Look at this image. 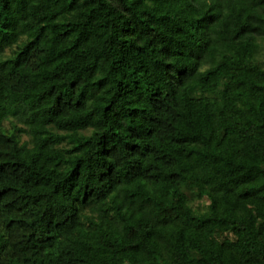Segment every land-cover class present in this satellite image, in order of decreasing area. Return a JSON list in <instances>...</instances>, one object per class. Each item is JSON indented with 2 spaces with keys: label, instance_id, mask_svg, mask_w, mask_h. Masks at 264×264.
Listing matches in <instances>:
<instances>
[{
  "label": "trees",
  "instance_id": "1",
  "mask_svg": "<svg viewBox=\"0 0 264 264\" xmlns=\"http://www.w3.org/2000/svg\"><path fill=\"white\" fill-rule=\"evenodd\" d=\"M0 264H264V0H0Z\"/></svg>",
  "mask_w": 264,
  "mask_h": 264
},
{
  "label": "rangeland",
  "instance_id": "2",
  "mask_svg": "<svg viewBox=\"0 0 264 264\" xmlns=\"http://www.w3.org/2000/svg\"><path fill=\"white\" fill-rule=\"evenodd\" d=\"M206 206V204H204V207Z\"/></svg>",
  "mask_w": 264,
  "mask_h": 264
}]
</instances>
